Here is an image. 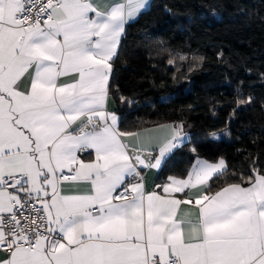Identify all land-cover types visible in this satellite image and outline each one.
I'll return each instance as SVG.
<instances>
[{"label":"snow or ice","instance_id":"snow-or-ice-1","mask_svg":"<svg viewBox=\"0 0 264 264\" xmlns=\"http://www.w3.org/2000/svg\"><path fill=\"white\" fill-rule=\"evenodd\" d=\"M148 3L0 0V264H264V166L197 155L148 189L184 123L127 130L108 107Z\"/></svg>","mask_w":264,"mask_h":264},{"label":"trees","instance_id":"trees-1","mask_svg":"<svg viewBox=\"0 0 264 264\" xmlns=\"http://www.w3.org/2000/svg\"><path fill=\"white\" fill-rule=\"evenodd\" d=\"M158 47L199 63L173 68ZM110 91L124 129L187 128L158 181L197 155L223 157L229 173L249 175L253 160L264 166V0H151L126 26Z\"/></svg>","mask_w":264,"mask_h":264},{"label":"rangeland","instance_id":"rangeland-1","mask_svg":"<svg viewBox=\"0 0 264 264\" xmlns=\"http://www.w3.org/2000/svg\"><path fill=\"white\" fill-rule=\"evenodd\" d=\"M157 55L164 56L169 64V66H172L173 68H178L181 64H185L188 68L193 67L199 63V57L198 56H188L186 54H176L170 51H167L166 49L162 47H158L157 49ZM183 56L184 59H181L180 57ZM173 61V63H169V61ZM248 101V100H246Z\"/></svg>","mask_w":264,"mask_h":264},{"label":"crops","instance_id":"crops-1","mask_svg":"<svg viewBox=\"0 0 264 264\" xmlns=\"http://www.w3.org/2000/svg\"><path fill=\"white\" fill-rule=\"evenodd\" d=\"M150 1L151 0H149V3H148V6H147V8L149 7V4H150ZM146 8V9H147ZM145 9V10H146ZM145 10H143V11H145ZM132 23V22H131ZM114 101V99L112 98V96L110 95V97H109V103H108V107H109V109L110 110H116V104H115V101ZM173 121H167V122H161V123H158V124H162V123H172ZM155 125H157V124H154V125H151V126H147V127H154ZM184 130L187 132V128H184ZM187 139H188V136H187V138H186V140H185V142L187 141ZM196 157V156H195ZM195 157L193 158V160L191 161V163L194 161V159H195ZM200 158H202V157H200ZM203 159H205V158H203ZM218 159V158H217ZM217 159H215V160H209V161H212V162H215ZM191 163L188 165V167H187V169L188 168H190V165H191ZM186 169V170H187ZM186 170L183 172V173H180V174H170V175H176V176H183V175H186ZM157 175H158V172L156 171V170H152V171H146L145 173H144V177H145V184H146V187L148 188V189H151L152 188V186L154 185V184H156V183H161L162 181H164V180H162V181H158L157 180ZM169 176V175H168Z\"/></svg>","mask_w":264,"mask_h":264}]
</instances>
